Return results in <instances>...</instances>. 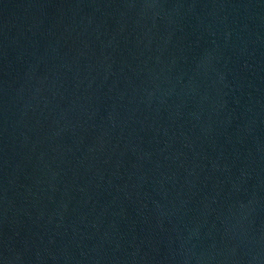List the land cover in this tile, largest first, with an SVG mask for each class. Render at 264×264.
I'll return each mask as SVG.
<instances>
[{"label":"water","instance_id":"water-1","mask_svg":"<svg viewBox=\"0 0 264 264\" xmlns=\"http://www.w3.org/2000/svg\"><path fill=\"white\" fill-rule=\"evenodd\" d=\"M0 264H264V0H0Z\"/></svg>","mask_w":264,"mask_h":264}]
</instances>
